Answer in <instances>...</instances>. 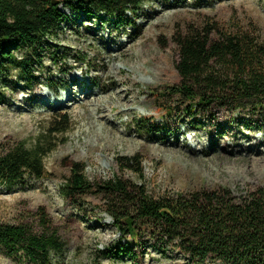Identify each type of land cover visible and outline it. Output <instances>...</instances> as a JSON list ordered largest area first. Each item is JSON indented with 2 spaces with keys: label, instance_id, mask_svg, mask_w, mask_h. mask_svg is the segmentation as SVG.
Returning <instances> with one entry per match:
<instances>
[{
  "label": "rangeland",
  "instance_id": "1",
  "mask_svg": "<svg viewBox=\"0 0 264 264\" xmlns=\"http://www.w3.org/2000/svg\"><path fill=\"white\" fill-rule=\"evenodd\" d=\"M62 11L69 19L46 39L33 81L12 68L0 77V151L23 141L32 146L60 115L69 116L73 128L45 159L44 179L0 187V224H28L41 233L36 214L45 210L66 244L57 264H197L145 230L137 240L121 235L98 191L75 202L64 199L60 188L79 163L92 183L118 175L155 197L222 189L242 201L264 190V110L210 105L188 118L179 108L169 115L154 97L181 81L180 37L214 26L226 34L247 32L264 44V0H146L122 23ZM123 44L128 47L122 52ZM73 76L80 83L73 84ZM117 87L130 104L125 110ZM73 88V98L83 104L58 106ZM91 95L104 100V114L94 110ZM125 157H138L141 167L122 171L119 160ZM120 242L129 253L104 254ZM0 264L21 263L0 251Z\"/></svg>",
  "mask_w": 264,
  "mask_h": 264
},
{
  "label": "trees",
  "instance_id": "2",
  "mask_svg": "<svg viewBox=\"0 0 264 264\" xmlns=\"http://www.w3.org/2000/svg\"><path fill=\"white\" fill-rule=\"evenodd\" d=\"M146 0H0V77L6 68L17 69L30 83L33 64H40L47 40L68 21L62 8L85 17H109L114 23L136 15ZM213 33L218 40H212ZM181 81L155 97L162 106L182 110L192 118L204 106L220 105L238 110H264V44L251 34H226L212 26L178 38ZM23 51L25 56L16 54ZM55 56V55H54ZM53 56V59H54ZM81 61L86 62L85 59ZM167 105V106H166ZM73 124L67 115L57 116L46 134L32 146L26 142L3 145L0 151V187L13 188L28 177L46 176L45 159L66 143ZM141 167L138 157L119 160L122 171ZM140 177L141 168L137 170ZM64 199L75 201L93 191L103 194V209L121 235L139 238L142 230L156 242L166 241L197 264H264V190L237 201L231 192L215 189L190 195L152 196L121 176L92 183L85 166L73 164L60 188ZM42 228L28 224H0V251L21 264H57L66 244L45 210L36 214ZM120 244L104 254L129 253ZM111 257V255H108Z\"/></svg>",
  "mask_w": 264,
  "mask_h": 264
},
{
  "label": "bare ground",
  "instance_id": "3",
  "mask_svg": "<svg viewBox=\"0 0 264 264\" xmlns=\"http://www.w3.org/2000/svg\"><path fill=\"white\" fill-rule=\"evenodd\" d=\"M127 47H128L127 45L123 44L122 47L120 48V51H122V52L126 51ZM70 81L75 85L80 83V80L78 79L77 76H73L70 79ZM75 91H76V89H74V88L71 89L68 96L66 97L67 99L64 101V98H62V100L58 102V106L61 107L62 104H64V102H76L75 104L82 105L83 103H81V101H77L76 98H73V94ZM93 96L94 95H91L89 97V102H91L92 106L94 107V110L100 112L101 114H104L105 109L107 108L105 105L106 103H104V100H101V99L93 100V98H92ZM111 99L112 98H110V96H107V98H106V102L110 105H111ZM116 100L118 101V105H120V107H122L124 110L130 106V104L128 103L126 98L120 93V90H118V87H117V91H116Z\"/></svg>",
  "mask_w": 264,
  "mask_h": 264
}]
</instances>
